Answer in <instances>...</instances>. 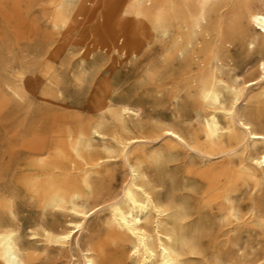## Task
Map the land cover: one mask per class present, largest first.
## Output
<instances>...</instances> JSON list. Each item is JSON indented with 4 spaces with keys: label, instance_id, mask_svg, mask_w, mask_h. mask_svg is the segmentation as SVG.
Returning a JSON list of instances; mask_svg holds the SVG:
<instances>
[{
    "label": "rangeland",
    "instance_id": "rangeland-1",
    "mask_svg": "<svg viewBox=\"0 0 264 264\" xmlns=\"http://www.w3.org/2000/svg\"><path fill=\"white\" fill-rule=\"evenodd\" d=\"M227 2L228 26L234 25L239 10L245 11L244 19L235 24L238 30L225 35L231 42V65L221 74L215 73L216 66L201 70L197 65L184 74L181 63L168 60L167 54L175 49L177 35L183 39L192 35L189 19L183 18L187 0H168L169 11L177 19H170L167 30L161 22L162 0H156L155 10L147 17L138 16L135 0H0V229L18 231L34 264H82L75 245L78 239L83 250H102L100 260L104 264H138L129 254L133 239L117 235L109 211L102 205L87 219L85 231L75 233L73 242L56 244L53 234L81 218L73 214L70 199L63 208L45 206L40 189L43 183H37L32 175L33 162L52 159L56 154L52 151L36 158L29 151L72 143L70 133L75 139L81 132L90 134L89 140L99 150L112 147L113 126L101 128L105 141L91 134L100 122L101 100L113 104L110 110L122 105L137 109L138 116L130 114L125 120L131 136L148 138L142 168L149 180L142 182L179 224L185 242L181 248L183 264H264V182L257 187L256 181L242 172L240 156L220 173L221 163L208 160L203 151L199 154L155 140L163 129L175 126L184 137L197 134L208 150L205 121L214 109L194 106L195 88L211 82L215 75L238 89L259 77L264 37L253 28L249 13L264 12V0ZM105 35H152V40L141 44L144 49L140 48L137 57H130L118 50L121 44L117 42L116 50L107 54L102 49ZM217 39L218 35H204L198 39V48L210 47ZM262 92L264 83L249 90L243 103L246 112L259 108L257 97ZM226 94L221 92V100ZM230 102L227 99L225 106ZM217 113L226 127L228 121L221 107ZM257 115L264 133V108ZM255 148L264 153V143ZM67 150V157L63 153L59 157L70 161V148ZM156 152L161 153L159 159L153 156ZM116 161V166L104 170L109 173L104 193L119 191L127 178V168L120 159ZM79 172L60 176V185L64 186L65 179L74 180ZM217 176L224 190L238 188L237 196H231L236 212L214 199L210 187ZM259 177L262 179L264 173ZM85 200H78L80 207L90 209ZM254 201L260 208L257 215Z\"/></svg>",
    "mask_w": 264,
    "mask_h": 264
},
{
    "label": "bare ground",
    "instance_id": "bare-ground-1",
    "mask_svg": "<svg viewBox=\"0 0 264 264\" xmlns=\"http://www.w3.org/2000/svg\"><path fill=\"white\" fill-rule=\"evenodd\" d=\"M141 1L135 0L138 5L137 14L139 17H147L153 9L155 10L156 0H145L144 4ZM162 2L161 22L167 30L171 22L170 19L175 20L177 17L170 13L168 0H162ZM227 7H229L227 0H187L183 18L189 19L192 35H187L188 38L185 39L177 35L175 49L167 54L168 60L181 63V70L184 74L190 73L195 65L199 66L201 70L209 66H216L215 73L221 74L225 66L231 65L232 60H229L231 42L225 35H232L233 30H238L239 27L236 29L235 24H239L244 19L245 11L239 10L235 14L234 25L228 26L225 20ZM249 20L255 31L264 37V12L249 13ZM204 35H218L217 42L210 47L199 49L198 39L203 38ZM101 39L102 49L107 54L116 50L117 42L121 44L118 50L123 55L137 57L140 48L144 49V45L141 44L150 43L152 35H119L118 37L105 35ZM251 46L253 45L251 44ZM198 51L202 53L203 57L198 55ZM258 72L259 77L256 81L247 82V85L242 89L229 87L222 76L217 77V75L211 82L195 88L197 95L193 99L194 106H211L214 109L211 114L206 116L205 121V133L210 142L208 150L205 144L200 142L197 134L194 133L191 138L184 137L176 130L175 126L163 129L162 135L155 140L166 141L199 154L203 151V155L208 160H218L221 163L220 173L225 170L224 166L227 163L231 164L235 157L240 156L242 172L246 173L251 180L256 181L257 187H260L264 182V177L262 179L259 177L264 173V153H259L255 147L258 143H264V133L256 119L259 110L264 108V92L257 97L260 100V109H251L246 112L243 104L247 102L249 90L253 86L264 83V61L259 63ZM222 91L227 92L223 100L220 98ZM227 99H231L228 107L224 103ZM106 103L101 100L99 104L100 122L93 126L91 134H96L105 141V136L100 132L101 128L107 124L113 126L111 148L108 147L105 151L99 150L89 140L90 134L81 132L77 139L72 133L69 134L72 143L69 141L66 144L60 143L50 150L41 147L29 151V154L36 158L47 156L52 151L56 154L52 159L37 160L30 165L33 171L32 175L36 178L35 181L43 183L40 189L46 200L45 206L63 208L66 200L70 199V203L74 205L73 214L81 218L79 222H68L58 233L53 234L54 242L59 245L69 244L71 240L73 242L75 233L85 231L87 219L96 208L102 205L108 209L110 223L115 228L117 235L133 239L134 245L129 254L138 260V264H183L181 248L185 242H182L184 237L180 226L173 221L168 210L155 200L142 182L145 179L149 180L147 171L142 168V163L147 157L145 140L148 138L131 136L132 130L125 120L126 116L130 117V114L138 116L139 113L136 111L137 109L134 110L128 105L110 110L109 105L112 103L109 102V105ZM218 107H221L224 118L228 121L226 127L220 123ZM194 113L199 115L197 108L194 109ZM67 148H70V161L63 157H67ZM117 152L119 155L115 156L114 153ZM62 153L63 156L59 157ZM153 156L159 159L161 153L156 152ZM73 158L82 159L83 162L80 163ZM117 158L127 168V178L119 191L104 193L106 192L104 183L109 175L104 170L116 166ZM72 170H80V172L71 182L68 181L69 179H65L64 186L60 185L59 177H67L68 173L73 174ZM219 177L215 178L210 187V190L214 191V199L221 202L224 208H233L236 212L237 209L231 204V196H237L238 188L236 187L234 191L224 190ZM102 195H106V197L101 199ZM81 197L86 199L84 204L90 205V209L85 206L80 207L78 200ZM91 200L94 202L91 203ZM253 208L257 215L260 211L257 201L253 202ZM179 214L181 215L180 212ZM232 215L235 216V213ZM165 226H168L169 229L164 230ZM122 242L119 240L118 244L122 245ZM75 245L81 253L82 264H104L101 262L104 257L102 250L92 248L83 250L79 239L75 240ZM94 253L97 257L94 256ZM0 264H34L22 246L18 231L15 229H0Z\"/></svg>",
    "mask_w": 264,
    "mask_h": 264
}]
</instances>
